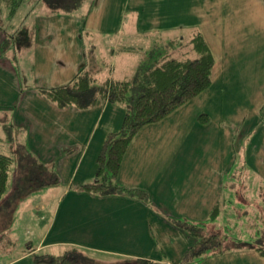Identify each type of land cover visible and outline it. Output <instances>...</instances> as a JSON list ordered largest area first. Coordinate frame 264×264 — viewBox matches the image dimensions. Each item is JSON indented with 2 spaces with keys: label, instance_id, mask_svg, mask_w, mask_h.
I'll return each instance as SVG.
<instances>
[{
  "label": "crops",
  "instance_id": "obj_1",
  "mask_svg": "<svg viewBox=\"0 0 264 264\" xmlns=\"http://www.w3.org/2000/svg\"><path fill=\"white\" fill-rule=\"evenodd\" d=\"M35 2L28 4L24 14L34 9L25 22L27 45H17L14 50L10 43L5 44L7 35L0 29V137L5 140V129L18 132V138L40 160L55 163L61 183L44 188L35 198L31 196L32 204L36 203L33 209L42 213L40 224L36 222V245L31 242L22 254L0 264H47L37 263L34 253L59 252L66 246H79L111 261L130 257L180 262L195 239L171 218L205 221L219 199L232 197L235 189L231 177L234 147L229 152L224 149L227 133L221 121L212 122L208 115L204 123L199 119L203 112H186L189 105L204 101L216 107L217 113L221 96H228V88L221 85L224 78L220 79L217 67L221 62L213 50V40L203 32L216 60V76L209 88L163 119L143 126L124 155L118 182L128 189L145 190L148 197L95 195L79 188L95 175L104 140L121 128L126 109L110 102H98L88 109L72 104L59 107L42 93L40 89L68 85L82 70H89L85 56L89 14L83 18L63 13L48 16L45 6ZM252 2L248 8L255 13L248 23L250 28H260L264 24V0ZM38 9H44V14ZM160 19L168 17L162 15ZM96 26L104 31L111 25L101 20ZM130 26L135 34L152 29L151 23L141 18L131 20ZM114 27L123 34L122 22ZM250 36L254 37L251 31ZM230 51L225 55L221 50L219 58L229 65L227 74L233 78L238 64L234 50ZM221 90L222 95H218ZM252 145H258L260 155L257 159L250 152L249 160L263 171L264 130L253 138ZM230 186L233 189L229 191ZM43 195L52 198L44 203ZM198 264H264V255L243 248L203 258Z\"/></svg>",
  "mask_w": 264,
  "mask_h": 264
},
{
  "label": "rangeland",
  "instance_id": "obj_2",
  "mask_svg": "<svg viewBox=\"0 0 264 264\" xmlns=\"http://www.w3.org/2000/svg\"><path fill=\"white\" fill-rule=\"evenodd\" d=\"M30 2L33 3V0H29L20 10L17 19L26 13ZM252 3V0H91V11L87 13L89 31L86 33L85 54L89 61V70L95 71L99 78L109 74L117 78L127 77L133 81L146 52L149 51L150 54L151 49L158 51L166 44L167 38L178 37L181 49L189 46V56L194 54L189 39L195 29L205 32L207 37L213 40V50L221 62L220 67H217L221 71L220 79L224 78L221 85L228 88V96L222 95L224 90L217 92L222 95L219 97L221 105L217 107V113L214 110L216 107L207 106L204 101L199 102L197 106L189 105L186 112L189 114L198 110L200 113H206L212 122L221 121V126L226 130L227 141L225 140L224 149L228 148L229 152L230 148L234 147L235 164L232 178L235 189L230 186L229 191L233 189L234 195L228 197L229 202L224 206L227 211L224 210L223 214L226 212V215L219 216L216 222L224 231L228 228L233 234L242 232L241 238L244 237L248 241L254 238V232L264 237V204L261 203L263 199L260 195L264 189V170L256 167L252 159L249 160L250 152L257 155L258 159V145L253 146L252 140L264 130V31H258L264 30V24L260 28H250L248 21L253 20L255 13H251L248 8ZM167 9L168 13L165 14ZM83 10L82 7L74 16L83 18L80 15ZM37 12L42 15L44 9H38ZM162 15L168 19L161 20ZM138 18L148 20L151 23V31L143 29L141 33L135 34L130 21ZM101 20L111 26L105 27L104 31L100 30L96 24ZM119 22H122L124 28L122 35V32L117 33L114 27V24ZM250 31L254 37L250 36ZM129 45L133 47L131 50L127 47ZM221 50L225 55L226 52L229 54L232 53L230 50H234V62L238 65L234 68L233 78L227 74L229 65L219 58ZM214 76L216 74H213ZM3 137L6 138L0 141V151L11 154L14 148L12 134L5 129ZM217 146L221 147V151L222 144L219 140ZM261 160H264L262 155ZM13 178L14 174L11 173V188ZM236 191L246 197L237 195ZM50 194L55 196V193ZM43 196L44 203H48L52 198ZM32 201L31 196L21 201L19 198L10 203L12 210L6 214L9 219L0 216V263L22 254L31 242L35 245L38 242L37 223L40 224L42 213L39 209H33L36 203L32 204ZM46 209L48 210V207ZM244 211L246 214L239 216V212ZM224 216L226 218H223ZM254 221L257 223L254 224ZM102 259L106 260L107 257L103 256Z\"/></svg>",
  "mask_w": 264,
  "mask_h": 264
},
{
  "label": "trees",
  "instance_id": "obj_3",
  "mask_svg": "<svg viewBox=\"0 0 264 264\" xmlns=\"http://www.w3.org/2000/svg\"><path fill=\"white\" fill-rule=\"evenodd\" d=\"M28 1L0 0V29L7 35L5 44L10 43L14 50L17 45H27L29 42L25 22L34 9L21 17L23 20L20 24L18 21L15 24L20 10ZM90 2L91 0H37L35 4L44 5L48 16L59 13L74 15L83 7L84 10L80 15L86 17ZM189 43L194 52L191 56L187 55L189 46L181 49L178 37L167 38L166 44L158 51L154 52L151 49L150 54L147 51L140 61L133 81L127 77L117 78L109 74L99 78L97 74L84 69L68 85L53 90L40 89L59 107L72 104L80 109H88L98 102H110L126 109L121 128L110 132L104 140L97 156L95 175L79 188L80 191L102 196L132 194L148 197L145 190L128 189L122 186L118 182V175L130 143L143 126L163 119L212 84L216 60L205 35L201 30L195 29ZM127 47L129 50L133 48L132 45ZM179 49L181 51H178ZM179 53L181 54L178 55ZM199 119L206 123L209 116L202 113ZM11 134L13 152L8 154L0 151V216L2 218H8L6 214L12 210L11 202L19 198L20 201L24 200L28 196L39 194L38 192L44 188L61 183L55 163L47 164L40 160L18 138V132ZM2 140L3 138L0 137V141ZM11 173L14 174L12 188L10 187ZM261 191L260 195L263 199L261 203L264 204V189ZM236 194L244 195L240 191H236ZM228 202L229 198H220L205 221L171 218L175 225L195 239L181 261L171 264H198L203 258L243 248H253L264 255V237L257 235V232H254V238L248 241L244 237L241 238L242 232L233 234L228 228L224 231L218 227L216 221L220 218L219 216L226 215L223 211ZM244 214L246 211L239 212V216ZM258 219H260L259 216ZM256 223L257 221H254V224ZM102 257L96 252L79 246H66L59 252L34 253L37 263L47 264H169L147 258L124 257L111 261L104 260Z\"/></svg>",
  "mask_w": 264,
  "mask_h": 264
}]
</instances>
